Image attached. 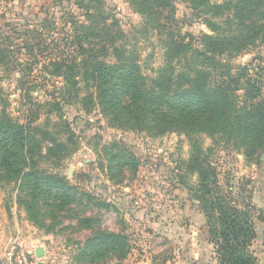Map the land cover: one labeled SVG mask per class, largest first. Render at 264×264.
Wrapping results in <instances>:
<instances>
[{"label": "rangeland", "instance_id": "1", "mask_svg": "<svg viewBox=\"0 0 264 264\" xmlns=\"http://www.w3.org/2000/svg\"><path fill=\"white\" fill-rule=\"evenodd\" d=\"M102 1L99 21L113 29L115 46L137 60L145 75L155 76L163 63L164 36L149 28L131 0ZM168 1L174 7L170 27L196 39L211 34L205 20L223 27L229 17L211 15L202 0ZM82 5L79 0H0V115L5 111L29 124L37 134L40 172L64 178L77 190L76 202L63 209L46 194L33 222L20 203L24 195L18 183L0 182V264L12 248L26 252L32 264H215L204 217L187 189L195 182L185 168L187 138L127 127L82 102L79 92L62 89L63 71L54 64L78 58L67 34L74 38L80 23L89 27ZM249 63L264 66V43L232 61L234 66ZM197 138L204 149L211 148L220 184L232 186L234 197L242 191L254 210L263 212L264 142L247 156L248 147ZM57 145L60 154L48 155L47 149ZM124 161L131 165L123 166ZM85 218L91 228L84 227ZM255 228L252 251L264 264V224L255 220ZM101 232L122 238V258L109 247L85 252L88 239ZM35 247L44 250L43 257L35 256Z\"/></svg>", "mask_w": 264, "mask_h": 264}, {"label": "trees", "instance_id": "2", "mask_svg": "<svg viewBox=\"0 0 264 264\" xmlns=\"http://www.w3.org/2000/svg\"><path fill=\"white\" fill-rule=\"evenodd\" d=\"M79 1L89 27L80 23L72 31L74 38L67 34L71 38L68 47L74 48L78 58L69 56L54 64L58 73L63 71L62 89L79 92L82 102L95 104L127 127L155 135H184L190 146L185 168L195 177L194 184L186 187L204 217L215 264H259L252 244L255 220L264 224V211L257 213L242 191L234 197L232 186L220 184L219 172L210 162L212 150L204 149L197 137L205 136L213 144L224 141L248 147L251 154L247 156L257 143L264 142V66L232 64L250 48L264 43V0H225L212 6L209 0H202L211 15L227 13L229 17L223 27L205 20L211 34H201L198 39L170 27L174 16L170 1L131 0L141 8L149 28L164 36L163 63L153 77L145 75L137 60L124 57L125 51L115 46L113 29L99 21L104 2ZM36 135L29 124L1 113L0 182L18 183L24 195L20 203L33 222H37L39 201L46 194L58 201V209L77 200V190L64 178L38 169ZM60 146L48 148L47 154H60ZM110 165L112 173L115 166ZM124 165L131 163L124 161ZM90 221L85 218L84 227L91 228ZM121 239L113 233H98L88 239L85 252L109 247L122 258Z\"/></svg>", "mask_w": 264, "mask_h": 264}, {"label": "built area", "instance_id": "3", "mask_svg": "<svg viewBox=\"0 0 264 264\" xmlns=\"http://www.w3.org/2000/svg\"><path fill=\"white\" fill-rule=\"evenodd\" d=\"M2 264H32L27 257L26 252L23 250H18L17 252L14 248L10 249V251L5 256V261Z\"/></svg>", "mask_w": 264, "mask_h": 264}, {"label": "water", "instance_id": "4", "mask_svg": "<svg viewBox=\"0 0 264 264\" xmlns=\"http://www.w3.org/2000/svg\"><path fill=\"white\" fill-rule=\"evenodd\" d=\"M261 160L264 161V156L261 157ZM35 256L37 258L43 257L44 256V250L42 248H37L35 250Z\"/></svg>", "mask_w": 264, "mask_h": 264}, {"label": "crops", "instance_id": "5", "mask_svg": "<svg viewBox=\"0 0 264 264\" xmlns=\"http://www.w3.org/2000/svg\"><path fill=\"white\" fill-rule=\"evenodd\" d=\"M37 249V247H35L34 249H33V253L35 254V250Z\"/></svg>", "mask_w": 264, "mask_h": 264}]
</instances>
